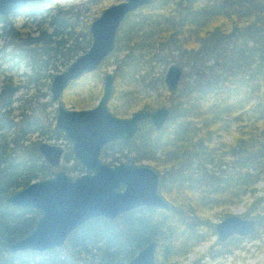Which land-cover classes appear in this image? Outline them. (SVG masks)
Returning a JSON list of instances; mask_svg holds the SVG:
<instances>
[{"label":"trees","instance_id":"obj_1","mask_svg":"<svg viewBox=\"0 0 264 264\" xmlns=\"http://www.w3.org/2000/svg\"><path fill=\"white\" fill-rule=\"evenodd\" d=\"M253 1L154 0L140 8L145 11L134 21L136 12L127 16L116 37L111 110L123 116L145 91L156 100L144 101L139 109L169 102L172 113L163 129L156 131L144 122L134 140L107 146L102 158L109 164H151L161 174L159 190L171 207L131 210L113 221L91 220L68 236L61 248L63 258L56 256L59 249L44 253L50 264H127L152 240L157 243L155 264H182L176 259L215 237L214 220L230 215L228 208L237 205L244 207L242 217L256 222L249 237L264 235V185L258 188L264 181V0H258L259 7H253ZM96 2L53 7L33 2L22 11L27 20L21 26L15 17H0L3 58L7 55L15 66L25 59L26 81L38 83L43 78L48 87L58 65L66 67L89 47L90 5ZM196 44L199 49L191 59L198 63L204 54L210 56L214 60L210 75L203 77L196 67L187 88H166L163 77L153 75L156 63L170 59L160 51L170 46L172 52L188 47L192 52ZM100 73H93L98 83L103 80ZM86 75L72 82L66 89L72 91L63 97L77 98ZM14 81L12 75L6 76L0 90V264L37 254L8 253L7 246L34 227L39 211L11 206L5 195L59 169L75 176L83 171L68 145L61 165L52 167L38 152L39 142L31 139L34 132L64 139L54 126L55 109L47 111L49 102L43 104L45 115L33 117L23 110L24 126L17 127L11 114L19 90ZM158 85L165 86V94ZM10 129L15 134L9 137ZM240 241L238 236L226 242L216 239L190 264H203L215 246H226L224 253L229 254Z\"/></svg>","mask_w":264,"mask_h":264},{"label":"water","instance_id":"obj_2","mask_svg":"<svg viewBox=\"0 0 264 264\" xmlns=\"http://www.w3.org/2000/svg\"><path fill=\"white\" fill-rule=\"evenodd\" d=\"M52 0H0V17H17L33 2ZM154 0H121L105 7L89 24L90 45L49 81L50 100L56 104L55 128L63 134L73 158L84 168L73 176L63 169L35 180L5 195V203L38 210L34 227L7 246L10 255L34 252L44 254L64 247L70 234L95 219L115 220L136 209H169L170 200L160 192L161 174L148 162H120L110 165L101 159L103 149L118 141H132L145 121L156 131L170 118L171 110L162 105L154 109H137L129 116L115 115L109 108L115 89V74L103 75L102 93L89 109H69L62 95L68 86L96 71L113 53L121 25L131 13ZM183 69L173 63L165 73L168 89L175 90ZM38 151L52 167H58L64 149L61 145L40 142ZM216 239L225 242L237 235L246 237L256 231V222L230 214L214 225ZM156 241L142 247L127 264H155Z\"/></svg>","mask_w":264,"mask_h":264},{"label":"rangeland","instance_id":"obj_3","mask_svg":"<svg viewBox=\"0 0 264 264\" xmlns=\"http://www.w3.org/2000/svg\"><path fill=\"white\" fill-rule=\"evenodd\" d=\"M88 2L89 0H52L49 3H45L48 7H53L55 6L56 3H66V2H78V3H83ZM121 0H97L96 3L90 5V17L94 19L97 17L100 12L107 6L113 3H117ZM254 4H252L253 7H256L260 2L258 0L253 1ZM259 7V6H257ZM145 10L144 9H138L136 11V14L133 16V21L137 19V15L143 13ZM181 13H185V11L182 9ZM17 18V26H21L24 22H26L27 18L23 13H21L19 16L15 17ZM1 28V25H0ZM1 29H0V90L3 86V80L6 76L12 75L14 77V83L19 86V90L15 94V101L12 104L11 108V114L14 116V122H16L17 127H23L22 123V117H21V112L25 110L26 114H29L33 117H38L41 115H45L46 112L44 113V105L47 102L50 103V106L47 107L48 110L55 109L56 111V104L52 103L50 101V93H49V86H46V79L39 78L38 83H29L26 81L27 77L25 76L26 72H29L28 66L25 63V59L20 62L19 65H13V61L8 60V56L6 55L5 58H3L2 55V47H3V39L1 36ZM127 30H125L122 33H126ZM121 32V31H120ZM197 46V44H196ZM116 48V47H115ZM197 47L194 48V50L191 52L190 48H182L180 50H174L173 52L172 47H164L160 51V55L165 57L167 60L169 59V62H158L154 65L153 68V75L155 76H162L163 79L165 77V73L167 68L175 63L179 65L183 69V76L182 79L179 83V86L181 89L187 88L191 82L193 81V69H196V67L199 68L200 74H202L203 77H208L210 75V71L213 66L214 60L210 58V56H207V54H204V57H201L198 63L193 62L191 59V56L194 54V51L198 50ZM9 48L5 53H7ZM128 50H121L120 51V57L123 54H126ZM115 52L107 58L105 63L101 64L98 70H100V75L103 76L104 73L108 71L114 72L115 69V61L116 57L114 56ZM201 56V54H200ZM57 65L59 63H56ZM62 65H58L57 69L61 71L64 69ZM57 71V72H59ZM96 72V71H94ZM91 72L86 75V78L84 80V85L81 89H79L78 96L77 98H72V99H66L62 95V99L64 101V104L67 106L69 109H75V110H80V109H89L94 107L98 100L99 97L101 96L102 93V83L96 82V78L93 76V73ZM56 73V72H55ZM54 74V73H53ZM50 81V80H49ZM48 81V82H49ZM15 85V86H16ZM165 85V84H164ZM162 85H158L159 90H163ZM177 87V88H178ZM90 88H92V92L88 91ZM167 88V87H166ZM164 88V94H165V89ZM98 90H100V94L96 97L94 96V93H96ZM66 91V90H65ZM72 90H67L66 92H71ZM21 99V100H19ZM156 100L155 95L152 92H149L148 96H146V92L142 91L138 98L136 99V103L133 105V108L129 110L126 114L123 116H129L133 111L139 109V106L146 102L154 101ZM112 101H115L114 99ZM171 110L172 113V107L170 103L168 102L166 104ZM110 109L112 108V105L109 103ZM112 111V110H111ZM24 112V111H23ZM113 112V111H112ZM17 128V129H18ZM10 136L15 134L11 129H10ZM40 134H37V132L32 133L31 139L35 143H40L41 141H45L51 144H57L61 145L64 150H67V142L65 139L61 138H56L53 136L52 133L48 135H43L39 136ZM226 140H231L230 136L226 137ZM125 162V161H121ZM68 164H71L68 163ZM72 175V174H71ZM79 175V174H78ZM75 176V175H73ZM264 185V181H261L258 183V188L262 187ZM230 210L231 214H237V215H242V212L244 211V207L242 205H237V206H230L228 208ZM219 220H214V222H218ZM250 236V235H249ZM249 236L246 237H240L241 241L240 243L235 247V249L229 253L225 254L224 250L226 246H215L214 249L211 251V256H204L203 260L201 261L203 264H264V235L261 236V238L254 239ZM216 241V236L212 237L210 241H205L199 246H197L192 252L188 253L185 258H179L176 259L178 262H181L182 264H190L194 260L197 259L199 254H202L205 252V250L213 243ZM157 249V248H156ZM65 255V251L59 249L58 253H56V256L63 258ZM47 258H49V255L47 254H36L35 256L28 255L26 254L25 256H21L14 264H50L47 261ZM155 259H156V254H155Z\"/></svg>","mask_w":264,"mask_h":264},{"label":"flooded vegetation","instance_id":"obj_4","mask_svg":"<svg viewBox=\"0 0 264 264\" xmlns=\"http://www.w3.org/2000/svg\"><path fill=\"white\" fill-rule=\"evenodd\" d=\"M121 26H122V25H121ZM120 28H121V27H120ZM98 69H99V68H98ZM98 69H97V70H98ZM104 74H105V73H104ZM104 74H103V75H104ZM85 75H86V74H85ZM102 83H103V80H102ZM112 100H113V99H112ZM50 101H51V100H50ZM109 108H110V107H109ZM113 113H114V112H113ZM115 115H116V114H115ZM118 116H119V115H118ZM144 122H145V121L141 122V128H142V125H143ZM145 123H147V122H145ZM148 124H149V123H148ZM149 125H150V124H149ZM54 126H55V122H54ZM151 126H152V125H151ZM152 127H153V126H152ZM162 129H163V128H162ZM135 138H136V137H135ZM64 139H65V138H64ZM41 142H43V141H41ZM118 142H119V141H118ZM115 144H116V143H115ZM67 145L69 146L68 143H67ZM110 145H111V144H110ZM108 146H109V145H108ZM69 147H70V146H69ZM106 148H107V146L103 149V151H102V153H101V159H102V160H103L102 155H103V152L105 151ZM37 150H38V145H37ZM65 151H66V150H64V152H65ZM38 152H39V151H38ZM39 153H40V152H39ZM71 153H72V152H71ZM40 154H41V153H40ZM63 154H64V153H63ZM62 157H63V155H62ZM74 160H75V159H74ZM75 161H76V160H75ZM103 161H104V160H103ZM45 162H46V161H45ZM61 162H62V160H61ZM76 162H77V161H76ZM105 162H106V161H105ZM142 162H143V161H142ZM144 162H145V161H144ZM46 163H47V162H46ZM77 163H78V162H77ZM107 163H108V162H107ZM136 163H137V162H136ZM47 164H48V163H47ZM78 164H79V163H78ZM108 164H109V163H108ZM115 164H117V163H115ZM115 164H110V165H115ZM48 165H49V164H48ZM60 165H61V163H60ZM60 165H59V166H60ZM79 165H80V164H79ZM50 166H51V165H50ZM59 166H58V167H59ZM81 167H82V166H81ZM82 168H83V167H82ZM83 171H84V168H83ZM83 171H82L81 173H83ZM81 173H80V174H81ZM141 209H142V208H141ZM136 210H139V209H136ZM163 210H164V209H163ZM166 210H168V209H166ZM215 236H216V235H215ZM234 236H237V235H234ZM234 236H232V237H234ZM238 237H240V236H238ZM230 238H231V237H230ZM228 239H229V238H228ZM225 242H226V241H225ZM146 244H147V243H146ZM146 244H145V245H146ZM145 245H144V246H145ZM144 246H143V247H144ZM141 248H142V247H141ZM141 248H140V249H141ZM156 248H157V246H156ZM140 249H139V250H140Z\"/></svg>","mask_w":264,"mask_h":264}]
</instances>
